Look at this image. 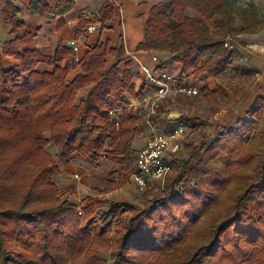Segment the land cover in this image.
I'll return each mask as SVG.
<instances>
[{
    "label": "trees",
    "instance_id": "16d2710c",
    "mask_svg": "<svg viewBox=\"0 0 264 264\" xmlns=\"http://www.w3.org/2000/svg\"><path fill=\"white\" fill-rule=\"evenodd\" d=\"M237 2L222 0L212 7L207 0H168L156 5L138 50L167 53L160 67L177 62L180 77L190 71L198 79L219 78L229 68L247 76L237 67L238 52L224 44L257 30L261 20L253 5ZM73 7L74 0H33L28 9L45 16ZM188 9L204 21L220 20L210 30L188 17ZM18 13L11 0H0V14L15 35L0 46V264H79L112 248L111 264H264V98L255 99L237 128L196 148L203 154L195 166L190 163L196 149L187 159L175 160L178 172L150 207L101 198L72 204L62 199L52 178L58 168L46 147L53 145L65 163L75 155L93 162L110 156L127 177L135 153L130 134L138 131L140 121L125 111L116 128L108 113L124 104L125 93L134 92L132 64L122 69V38L116 48L98 42L83 57L81 74L68 81L71 50L58 45L53 57L41 54L31 33L18 35L24 27ZM113 16L105 4L98 17H80L79 25L103 24ZM4 56L13 57L17 66L4 69ZM107 56L114 60L111 66ZM62 61L64 66L57 65ZM40 64L53 70L41 72ZM79 93L84 95L78 98ZM201 93L211 105L210 115L227 99L221 87H205ZM161 113L165 105L153 118ZM203 124L185 120L192 132ZM105 204L109 212L98 225L94 218Z\"/></svg>",
    "mask_w": 264,
    "mask_h": 264
},
{
    "label": "crops",
    "instance_id": "0c3cea01",
    "mask_svg": "<svg viewBox=\"0 0 264 264\" xmlns=\"http://www.w3.org/2000/svg\"><path fill=\"white\" fill-rule=\"evenodd\" d=\"M32 1L11 0L12 4L19 10L18 20L24 24L18 35L31 33L34 46L45 56L53 57L58 45L69 48L72 52V57L70 59L71 70L67 77L68 81H72L81 74L80 63L95 44L101 42L108 44L110 48H116L120 44V38H122L125 56L121 66L123 69L126 62L132 64L130 71L134 86L133 93H125L123 95V105L127 107L125 111L140 118L138 109L131 108L138 103V93L141 89L139 69L132 61V57H138L143 62L149 63L146 51L138 50L139 45L144 40V25L152 8L166 3L168 0H116L117 6H113L107 0H74V7L71 10L58 15L48 14L45 16L28 9ZM207 2L212 7H218L222 4V0H207ZM105 4H108L114 11V16L110 21H106L103 24L99 21L92 22L83 27L79 25L80 17L86 19L98 17ZM254 8H256L258 18L261 20V26L251 33L239 34L230 41L235 47L234 50L239 54L237 67L245 71L248 74L247 76H236L229 68L225 75L219 78L198 79L190 74V71L180 77L179 64L177 62L169 63L165 67L168 72L175 76L177 75L179 80L185 79L190 84L197 83L200 91L205 87L210 91L221 87L225 91L227 99L220 100V111L215 115L209 114L207 116L209 117L206 119L209 131L226 127L227 125L228 130L237 128L240 121L243 122L247 119L246 113L252 107L255 99L257 97L264 98V0H259L258 3H255ZM186 15L194 20L204 22L210 30L214 29L215 21L220 20L219 17H216L211 21H204L201 15L190 9L186 11ZM94 25L96 29L89 31L88 27ZM237 28L240 29V25H237ZM9 30L10 25L4 22L0 14V46L15 38V35H11ZM70 42H74L77 46L78 50L76 53L72 51ZM155 54H157L161 65L166 63L169 56L167 53ZM106 61L108 66L114 63L113 58L110 56L106 57ZM2 64L4 69L9 70L16 67L18 62L13 57L4 56ZM57 65L64 66L65 61L59 62ZM37 70L51 72L53 67L40 64L37 66ZM209 79L211 80L209 81ZM203 104L208 106L207 109L209 111L211 106L209 107L205 101H203ZM164 114H167V119L180 118V115L171 118V113L167 112L166 109ZM181 119L183 118L181 117ZM201 122H204V120H198L195 124H200ZM135 142L136 138L134 137L131 141V148L136 150V153L141 147L136 148Z\"/></svg>",
    "mask_w": 264,
    "mask_h": 264
},
{
    "label": "rangeland",
    "instance_id": "374dc122",
    "mask_svg": "<svg viewBox=\"0 0 264 264\" xmlns=\"http://www.w3.org/2000/svg\"><path fill=\"white\" fill-rule=\"evenodd\" d=\"M258 2L259 0H238L235 4H251L255 6V3ZM210 80L211 79H209V81ZM83 95V93H80L78 98H81ZM202 95L203 93L195 97L186 98L176 96L168 98L162 103V105H165L167 112L171 113V118L180 115L184 123L186 119H189L191 124L198 120H204L203 126L199 129H195L193 132L191 128H187V132L183 137V148L173 156V161L187 159L192 150L199 148L201 145H209L211 141L217 139L223 130H228L227 125L226 127H220L219 129L209 131L207 126L208 122L206 121V119L209 118L207 117L209 116V111L207 109L208 106L203 104ZM208 105L209 107L211 106L210 104ZM166 116L167 114L161 113L158 117L152 119L155 122L158 121L160 124H166L168 121ZM139 121L138 131L130 134L131 140L134 137L136 138V142L134 143V145L137 146L136 148H142L148 136V132L144 127V122L140 118ZM45 137L49 138V135L46 134ZM127 139L128 138L125 140ZM46 151L51 155L57 165L58 171L53 174L52 178L62 194V199L72 204L81 205L85 198H101L112 202L133 204L142 209H146L150 207L156 199L163 197L168 180L178 172V165L173 162V171L166 176L164 181L156 182L145 191H140L130 181V173L134 167L136 153L133 154L128 162L129 174L126 177L121 172L123 166L118 164L110 156L99 158L97 161L93 162L83 156L75 155L69 163H65L57 157V152L53 145L49 144L46 147ZM135 151L136 150H134V152ZM202 154L203 152L197 151L196 149L190 167L196 165L202 158ZM108 212L109 205L105 204L99 214L94 218V221L100 225L104 215ZM110 231L111 234L109 235L112 236L115 231L114 225L111 226ZM114 253V248L100 251L93 255L95 261L90 262L84 260L79 264H111Z\"/></svg>",
    "mask_w": 264,
    "mask_h": 264
},
{
    "label": "built area",
    "instance_id": "2783aa9c",
    "mask_svg": "<svg viewBox=\"0 0 264 264\" xmlns=\"http://www.w3.org/2000/svg\"><path fill=\"white\" fill-rule=\"evenodd\" d=\"M113 6H117L116 0H107ZM96 26L88 27L94 31ZM74 53L78 48L74 42H70ZM224 46L228 50H234V45L227 41ZM149 63L143 62L138 57H132V61L139 69L141 77V91L138 93V103L133 109H138L140 119L148 132L144 146L136 152L135 162L130 181L140 191H145L152 184L164 181L166 176L173 171V156L183 148V137L187 127L180 118L168 119L166 124L153 121L155 116L168 98L182 96L194 97L200 94L196 84H190L185 79L179 80L178 76L160 67L159 58L153 52H145ZM125 105H120L108 115L111 124L119 127L123 120ZM102 158V157H101ZM104 158V157H103Z\"/></svg>",
    "mask_w": 264,
    "mask_h": 264
}]
</instances>
